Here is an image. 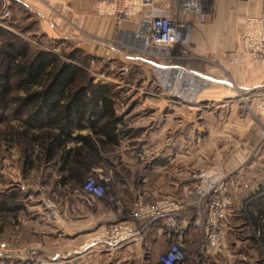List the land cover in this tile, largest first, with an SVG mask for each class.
Wrapping results in <instances>:
<instances>
[{
	"label": "rangeland",
	"instance_id": "obj_1",
	"mask_svg": "<svg viewBox=\"0 0 264 264\" xmlns=\"http://www.w3.org/2000/svg\"><path fill=\"white\" fill-rule=\"evenodd\" d=\"M239 1L251 5L254 0ZM262 1L261 8L255 6L254 12L264 8ZM0 10H3L1 2ZM13 18L16 20L10 14V19L4 22L7 27L0 26L3 29L0 50L6 42L12 41L26 48L28 58L40 51H49L55 57V64L70 63L80 68V86L91 90L96 84L108 85V98L118 118L115 131L118 135L116 143L97 141L96 155L88 158L81 181H68L62 186L60 161L47 160L38 142L22 133L29 127L23 123L29 109L19 106L17 110L18 103L13 97H23L26 92L14 90L6 96V101H0V245L5 244V247L0 246V264H18L20 254L29 249L34 250L36 258H51L60 264H159L158 256L170 243L160 224L152 226L127 256L120 254L116 258L93 251L75 260L66 255L69 240L64 235L58 237L54 224L64 215L66 205L78 200L77 194H82L86 204L92 205L102 217L113 216L117 210L125 212L152 198L188 201L197 183L193 177L196 171L217 163L211 158L208 137H205L209 129L206 123L209 124L213 117L210 110L214 105L199 101L197 80L194 79L192 87L187 86L189 81L181 86L172 80L164 83L153 64L126 60L121 53L133 54L119 46L104 48L102 41L95 42L92 38L82 43L75 37L44 35L37 22L18 19L12 25ZM200 26H195V37L201 33ZM233 40L236 45L238 34ZM203 49L197 51L191 44L187 58L180 63L189 69L222 70L224 73L226 66L237 65L233 61L219 63L210 49ZM3 69L4 62L0 61V71ZM180 91L182 94H178ZM237 98L246 106L244 113L249 114L261 133L264 112L248 108L247 95L237 92ZM85 125L71 135L94 137L90 124L85 122ZM36 130L33 127L30 133ZM198 139L202 142L198 143ZM251 161L257 163L250 162L252 165L239 176H231L232 184L228 178L234 211L240 209L244 217V221H235L240 232L234 235L226 232L220 249L213 250L206 247L198 230L187 229L181 264H264V245L256 246L251 240L259 237L251 214L264 215V158ZM88 177L105 185L104 197L92 199L84 192L83 183ZM248 201L252 205L247 206ZM48 202H54L59 211L55 221L46 218ZM37 209L40 210L38 215L32 216ZM261 223L264 224V216ZM80 248L76 247L75 255L88 250V246ZM119 258L121 261L117 262Z\"/></svg>",
	"mask_w": 264,
	"mask_h": 264
},
{
	"label": "built area",
	"instance_id": "obj_2",
	"mask_svg": "<svg viewBox=\"0 0 264 264\" xmlns=\"http://www.w3.org/2000/svg\"><path fill=\"white\" fill-rule=\"evenodd\" d=\"M9 1V0H3ZM100 15L117 20H136L135 30L121 41H105L119 46L143 61L153 64L164 83L191 86L199 74L180 63L187 58L195 26L204 23L212 10L213 0H92ZM10 19V11H0V26ZM241 52L251 62L264 64V11L246 15L239 36ZM238 56L233 62H238ZM198 84V83H197ZM178 94H182L180 91ZM264 112V100L258 103ZM264 136V130L261 131ZM229 175L221 165L213 163L200 168L193 177L197 183L188 201L173 198L149 199L117 214L104 217V224L84 241L94 250L110 251L118 246L140 242L152 226L160 224L170 240L158 256L159 264H181L184 257L183 237L187 229L198 230L206 247L219 250L227 232L229 217L234 214L229 194ZM84 192L92 199L105 196L106 187L93 177L83 183ZM59 211L54 202L46 203L47 220L55 221ZM1 247H5L1 243ZM34 250L20 254L18 264H60L58 260L36 258Z\"/></svg>",
	"mask_w": 264,
	"mask_h": 264
},
{
	"label": "crops",
	"instance_id": "obj_3",
	"mask_svg": "<svg viewBox=\"0 0 264 264\" xmlns=\"http://www.w3.org/2000/svg\"><path fill=\"white\" fill-rule=\"evenodd\" d=\"M262 2L254 0L251 5H247L245 1L239 0L214 1L212 12L209 13L212 15L206 22L200 24L201 33L198 37H195L194 29L192 38L195 50L202 52L205 50L203 48L210 49L219 63L232 62L237 56L239 59L236 66H226L225 73L222 70L191 69L200 76L195 78L201 89H198L197 93L199 101L214 105L210 110L213 117L208 121L209 124L206 123L209 129L205 137H208L211 158L215 159L229 175L230 184L233 182L231 176H239L252 165L250 162H253L251 161L253 158H264V138L261 137L253 119L244 113L246 106L237 98V92L247 95L249 101L247 106L254 111H259L258 103L264 100V64L251 62L247 55L242 54L239 39L244 17L258 15L264 11L263 8L254 12L257 5L258 9L261 8ZM3 6V9H9L16 21L19 19L21 22L28 20L37 22L44 35L58 38L63 35L68 38L75 37L82 43L92 38L95 42L102 41L101 46L104 48L111 46L103 43V40L121 41L130 36L136 27L135 19L117 20L112 16L98 14L92 0H9L3 1ZM237 34L238 40L235 45L233 39ZM121 55L126 60H142L135 55L123 53ZM197 142L201 143L202 140L198 139ZM81 195L77 194L78 200H72L66 205L64 215L54 224L55 230L59 232L58 237L64 235L69 240L66 255L72 260L97 251L94 250L95 245H92L84 253L75 255L78 251L76 247L81 249L84 241L105 223L104 216L102 217L98 210L95 212L92 205H87ZM39 212V209L35 210L32 216L38 215ZM155 230L153 229L154 232ZM163 234L165 236L164 232ZM138 243L132 242L110 251L100 252L109 256L114 255L116 258L120 254L121 257L124 254L127 256ZM146 244L144 243L145 247ZM118 261H121V258Z\"/></svg>",
	"mask_w": 264,
	"mask_h": 264
},
{
	"label": "trees",
	"instance_id": "obj_4",
	"mask_svg": "<svg viewBox=\"0 0 264 264\" xmlns=\"http://www.w3.org/2000/svg\"><path fill=\"white\" fill-rule=\"evenodd\" d=\"M0 2L4 7L3 1ZM10 23L15 25L16 20L13 18ZM4 46L0 50V61L4 62V69L0 71V101H6V96L14 90L25 91V96L13 97L18 103L17 110L19 106L29 109L23 120L29 127L22 133L38 142L47 160L60 161L62 184L81 181L88 158L96 155L97 141L104 144L117 141L118 118L108 98V85L96 84L88 90L87 86L78 84L80 68L76 65L55 64V57L49 51H40L28 58L26 48L12 41ZM94 116L99 119L93 120ZM85 122L90 124L94 137L90 134L72 136V131L86 127ZM33 127L38 130L30 133ZM69 143L73 146L68 147ZM250 204L248 201L247 206ZM251 216L259 235L251 240L256 246L264 245V224L261 223L264 215L259 212ZM237 220L244 221L240 209L229 217L227 232L233 235L240 232L235 226Z\"/></svg>",
	"mask_w": 264,
	"mask_h": 264
}]
</instances>
